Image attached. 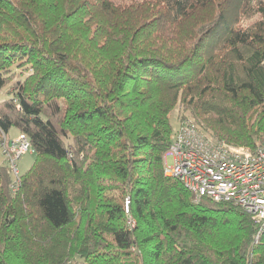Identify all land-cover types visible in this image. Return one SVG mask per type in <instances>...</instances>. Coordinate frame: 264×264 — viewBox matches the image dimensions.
I'll return each instance as SVG.
<instances>
[{"label":"trees","instance_id":"obj_1","mask_svg":"<svg viewBox=\"0 0 264 264\" xmlns=\"http://www.w3.org/2000/svg\"><path fill=\"white\" fill-rule=\"evenodd\" d=\"M12 82L0 131L35 160L0 166V264H264L247 213L164 175L178 104L264 140V0H0Z\"/></svg>","mask_w":264,"mask_h":264},{"label":"built area","instance_id":"obj_2","mask_svg":"<svg viewBox=\"0 0 264 264\" xmlns=\"http://www.w3.org/2000/svg\"><path fill=\"white\" fill-rule=\"evenodd\" d=\"M3 132L0 131L2 135ZM191 118L173 134L164 165V174L178 180L194 199L208 198L229 203L247 213L257 225L255 240L264 232V148L243 149L214 143ZM31 150L25 135L3 137L0 153L17 178L16 162ZM17 179L11 189L17 188Z\"/></svg>","mask_w":264,"mask_h":264},{"label":"rangeland","instance_id":"obj_3","mask_svg":"<svg viewBox=\"0 0 264 264\" xmlns=\"http://www.w3.org/2000/svg\"><path fill=\"white\" fill-rule=\"evenodd\" d=\"M132 1H141V0H132ZM257 18H258V16H256L255 18H253L251 20H247V21L246 20H242L239 23V26H242V27L248 26L252 22H254ZM13 70L15 71L16 74H18L20 72L18 69H15V68H13ZM25 77H26V73H24V75L22 76L21 79H24ZM17 78L18 77H16L15 80ZM13 83L14 82L8 84L7 86H5L0 91V102H3V101H5V100H7V99L12 97L11 88H12ZM188 117L192 118L194 121L198 122L197 119L191 117L190 113L187 110H185L180 104H178L177 107L170 114V118H171L170 121H171L172 129H173V134L176 133L180 129V126L182 125L184 120H186ZM250 123H254V122H250ZM201 129H202V132L204 134H207V135L210 136L209 139L211 141H213L214 143H219L220 142V143H223V144H225L227 146H233V147H238V148H243V149H252V148L257 147V146H260V147L264 148V140L262 142L257 140L253 147L237 146V145L229 144L226 141L217 139L214 136V134L209 129H207V128L203 127V126H201ZM17 135H18V131L15 128H11L8 131L7 134L6 133H2V135L0 134V141L3 140L4 136L6 138H10L11 139V138L16 137ZM172 137H173V135H172ZM167 152L165 154V158L166 159H164V163H165L164 165L167 166V167H171L172 159H171V157H166ZM34 160H35V153L32 150L28 151L23 156H21V158L19 160H17V162H16L17 174H19V176H22L23 174H25L29 170V168L31 167V165L34 162ZM3 162H4L3 161V157L1 156V153H0V166L3 164Z\"/></svg>","mask_w":264,"mask_h":264}]
</instances>
